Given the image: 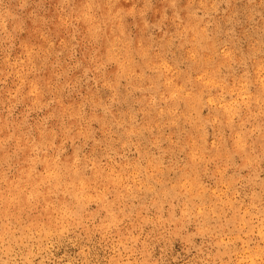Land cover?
Here are the masks:
<instances>
[{"label":"rangeland","instance_id":"obj_1","mask_svg":"<svg viewBox=\"0 0 264 264\" xmlns=\"http://www.w3.org/2000/svg\"><path fill=\"white\" fill-rule=\"evenodd\" d=\"M0 264H264V0H0Z\"/></svg>","mask_w":264,"mask_h":264},{"label":"bare ground","instance_id":"obj_2","mask_svg":"<svg viewBox=\"0 0 264 264\" xmlns=\"http://www.w3.org/2000/svg\"><path fill=\"white\" fill-rule=\"evenodd\" d=\"M114 48V47H113ZM51 170V169H50ZM49 172V171H48Z\"/></svg>","mask_w":264,"mask_h":264}]
</instances>
